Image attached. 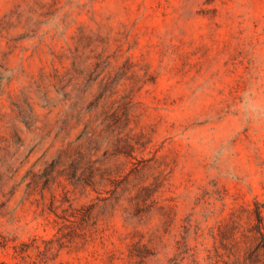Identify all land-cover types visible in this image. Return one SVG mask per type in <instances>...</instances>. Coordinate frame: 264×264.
<instances>
[{
    "label": "rangeland",
    "instance_id": "obj_1",
    "mask_svg": "<svg viewBox=\"0 0 264 264\" xmlns=\"http://www.w3.org/2000/svg\"><path fill=\"white\" fill-rule=\"evenodd\" d=\"M0 264H264V0H0Z\"/></svg>",
    "mask_w": 264,
    "mask_h": 264
}]
</instances>
